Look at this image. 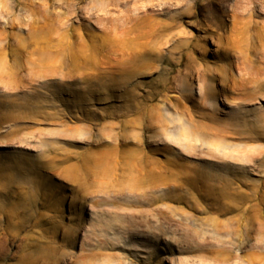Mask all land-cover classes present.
<instances>
[{"label":"rangeland","instance_id":"rangeland-1","mask_svg":"<svg viewBox=\"0 0 264 264\" xmlns=\"http://www.w3.org/2000/svg\"><path fill=\"white\" fill-rule=\"evenodd\" d=\"M0 264H264V0H0Z\"/></svg>","mask_w":264,"mask_h":264}]
</instances>
